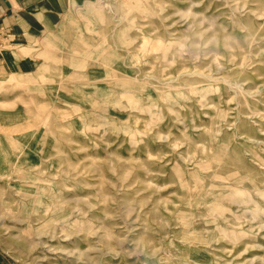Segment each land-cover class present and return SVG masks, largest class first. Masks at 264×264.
<instances>
[{
  "label": "rangeland",
  "instance_id": "obj_1",
  "mask_svg": "<svg viewBox=\"0 0 264 264\" xmlns=\"http://www.w3.org/2000/svg\"><path fill=\"white\" fill-rule=\"evenodd\" d=\"M21 54L0 264H264V0H92Z\"/></svg>",
  "mask_w": 264,
  "mask_h": 264
},
{
  "label": "crops",
  "instance_id": "obj_2",
  "mask_svg": "<svg viewBox=\"0 0 264 264\" xmlns=\"http://www.w3.org/2000/svg\"><path fill=\"white\" fill-rule=\"evenodd\" d=\"M89 1L92 0H0V69L24 65L30 57L21 51L30 48L42 30ZM6 44L10 48L4 50Z\"/></svg>",
  "mask_w": 264,
  "mask_h": 264
},
{
  "label": "bare ground",
  "instance_id": "obj_3",
  "mask_svg": "<svg viewBox=\"0 0 264 264\" xmlns=\"http://www.w3.org/2000/svg\"><path fill=\"white\" fill-rule=\"evenodd\" d=\"M91 47H92V46H91ZM92 51H93V47H92V50H91L89 53H91ZM89 53H88V54H89ZM88 54H87V55H88Z\"/></svg>",
  "mask_w": 264,
  "mask_h": 264
}]
</instances>
